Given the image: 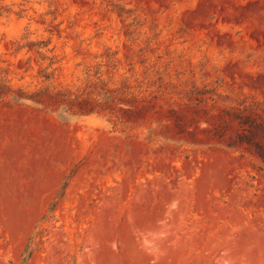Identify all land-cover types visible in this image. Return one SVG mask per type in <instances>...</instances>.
I'll return each instance as SVG.
<instances>
[{
  "label": "rangeland",
  "instance_id": "1",
  "mask_svg": "<svg viewBox=\"0 0 264 264\" xmlns=\"http://www.w3.org/2000/svg\"><path fill=\"white\" fill-rule=\"evenodd\" d=\"M99 76L0 98V264H264V0H0V79Z\"/></svg>",
  "mask_w": 264,
  "mask_h": 264
},
{
  "label": "trees",
  "instance_id": "2",
  "mask_svg": "<svg viewBox=\"0 0 264 264\" xmlns=\"http://www.w3.org/2000/svg\"><path fill=\"white\" fill-rule=\"evenodd\" d=\"M51 38L46 40H29L25 44H21L20 46H29L31 49L36 48L41 52L43 47H48L51 44ZM50 51H54V48H49ZM51 59V64L58 62L56 59V55L49 56ZM99 73V72H98ZM52 73L46 74L47 78L52 77ZM99 80L104 84L102 90L98 88H79L77 91L71 88H61V89H53L49 86L39 87L35 90H28L24 87L14 88L8 80L5 78L0 79V98H5L6 96L12 94L14 98L17 99H28L34 102H43L50 101V103L54 104H63L69 110L74 112L81 113H91L97 110L95 103L98 98H103L107 101L114 100L118 95L119 87H111L109 86V82L105 81L101 76H99ZM94 84V83H93ZM97 84V83H95ZM96 93L99 97L94 96ZM85 94V96H83ZM87 95V96H86ZM134 98V97H133ZM123 99V98H122ZM124 100V99H123ZM126 112H129L127 109Z\"/></svg>",
  "mask_w": 264,
  "mask_h": 264
}]
</instances>
